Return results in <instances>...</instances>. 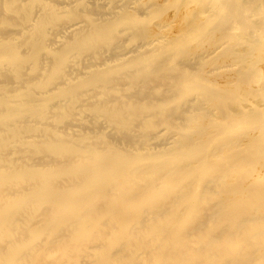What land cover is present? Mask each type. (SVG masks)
I'll return each instance as SVG.
<instances>
[{"label":"bare ground","instance_id":"bare-ground-1","mask_svg":"<svg viewBox=\"0 0 264 264\" xmlns=\"http://www.w3.org/2000/svg\"><path fill=\"white\" fill-rule=\"evenodd\" d=\"M0 264H264V0H0Z\"/></svg>","mask_w":264,"mask_h":264}]
</instances>
